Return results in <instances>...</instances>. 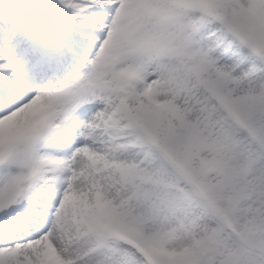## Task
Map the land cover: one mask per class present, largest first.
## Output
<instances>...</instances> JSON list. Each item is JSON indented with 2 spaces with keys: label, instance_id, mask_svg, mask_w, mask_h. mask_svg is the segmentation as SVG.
Listing matches in <instances>:
<instances>
[{
  "label": "snow or ice",
  "instance_id": "6c2138e0",
  "mask_svg": "<svg viewBox=\"0 0 264 264\" xmlns=\"http://www.w3.org/2000/svg\"><path fill=\"white\" fill-rule=\"evenodd\" d=\"M0 264H264V0H0Z\"/></svg>",
  "mask_w": 264,
  "mask_h": 264
}]
</instances>
